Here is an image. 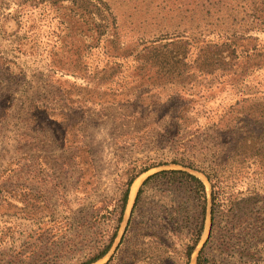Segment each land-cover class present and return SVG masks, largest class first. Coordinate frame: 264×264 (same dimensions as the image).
I'll list each match as a JSON object with an SVG mask.
<instances>
[{
  "label": "rangeland",
  "instance_id": "374dc122",
  "mask_svg": "<svg viewBox=\"0 0 264 264\" xmlns=\"http://www.w3.org/2000/svg\"><path fill=\"white\" fill-rule=\"evenodd\" d=\"M104 1L110 8L100 13L99 0H0V264H82L116 230L92 264H187L200 211L189 183L158 176L142 186L133 213L132 199L149 174L210 171L218 156L226 160L217 169L222 201L248 190L257 200L236 216L219 204L205 254L264 264V140H232L249 133L251 119L264 126L262 0H222L229 6L220 11V0ZM77 5L91 11L75 14ZM232 26L256 38L242 40L225 67L216 62H230L224 46L210 43ZM159 66L173 77L150 78ZM148 165L118 223L130 175ZM186 170L209 195L204 173ZM171 215L183 232L165 220ZM209 230L208 220L200 248Z\"/></svg>",
  "mask_w": 264,
  "mask_h": 264
},
{
  "label": "trees",
  "instance_id": "16d2710c",
  "mask_svg": "<svg viewBox=\"0 0 264 264\" xmlns=\"http://www.w3.org/2000/svg\"><path fill=\"white\" fill-rule=\"evenodd\" d=\"M75 2V0H72ZM86 1V0H84ZM228 3H226L225 1L222 2V0L220 1H216L214 3V5H217L216 10L220 11L222 8H224V6H229L227 5ZM260 4L263 5L262 9H260V14L258 15V19L260 18L261 21L259 22L261 25L264 26V0L260 1ZM95 6L98 8V10L100 11V13H104L105 10H108L109 5L104 1V0H99V2H97L95 4ZM82 10V11H87L90 12L91 10H89V7L87 5H77L75 10ZM258 12V8L254 9V11ZM96 15H99V13L97 11L94 12ZM76 14V11H75ZM231 15V13L229 14V16ZM237 13H235L233 15V21L236 20V16ZM79 17L82 18L83 21H86L85 19V14H81L79 15ZM101 18V16H100ZM99 19V21L102 19ZM235 23V22H234ZM69 26V23H67ZM237 24H235L236 26ZM235 26H232L230 28H220V31L222 32V35L227 36L225 38V40H223L222 43H210L213 45H220V46H224L225 49H222L223 51L226 52V56H224L223 58H229L230 62H225L224 59H222L221 56H219L217 58V63L218 64H223L225 63V67H228L233 64V60L235 58H238V48L242 47V51L244 44L242 43V40H250V39H255L256 37L253 36H239L237 35V29ZM264 28V27H263ZM71 29V28H69ZM100 36V34H99ZM113 42V41H111ZM160 41H153V44L159 43ZM209 42H213V41H209ZM172 43L170 41L166 42V44ZM161 43H159L157 46H160ZM252 49H254V47H252ZM258 56H263V53H258ZM117 56V55H116ZM201 56H198L195 59L196 63V67L200 70L203 71V67L201 66V62L199 61V58ZM263 60H264V56H263ZM261 61V58H260ZM121 66V64H117V67ZM160 68V69H159ZM216 68V67H214ZM163 67L159 66L154 72L155 74H150L149 77L152 78H160L163 77V74H167V76L169 77H173V74L171 72H174V70H171V68H169L168 70H164ZM214 70L213 68H210V71ZM163 72V74H162ZM182 71H178L177 75H182ZM141 78L140 80H143L144 75H140ZM118 91V89H117ZM119 92H122V89H120ZM127 101H130V99H125ZM120 101V100H117ZM252 124V128L251 130H247V132L249 133H239L237 138L232 137V140L235 141L234 145H240L243 144L245 141L251 139V138H260L264 140V126L263 127H259L257 128L255 126V124L257 123V120H249ZM264 123V120L261 122ZM225 149H219L218 150V154H222L224 153ZM217 154V155H218ZM226 162L225 158L222 159L220 158V156H218V158L214 161L213 165L210 167V171H203L201 169H196V170H200L202 173H204V175L206 176V178L208 179V181L211 184V200H212V204H211V225H210V230H209V234L208 237L206 239V241L204 242L203 246L199 249L197 256H196V260H195V264H221L218 261H216L214 258L208 257L205 254V247L209 242V239L211 238L212 234H213V229L215 226V215L217 213V207L220 205H226L230 207V211L232 212V216H236L237 213L243 208L244 204L246 203H250L252 201H256L257 199V194L255 193V191L253 190H248L246 192L243 191H239L234 198L232 199L231 197L228 199V202L226 203L225 201H222V196H220L219 190L217 187V177H218V168L224 166V163ZM264 164V162L262 163ZM155 165H148V166H144L141 169H139L138 171L132 173L127 181V187L126 190L123 193V196L121 198V209L119 211V217H118V223L122 221L123 219V215L125 212V208L127 205V201H128V197H129V192H130V187L133 183V181L135 180V178L140 174L143 173L151 168H153ZM185 166V165H184ZM188 167L193 168V165H189ZM161 176L163 178H165L169 184H174L176 182H180V183H184V182H188L189 183V187L190 190L194 196L195 199H197L199 201L198 206L200 208L199 214L195 217V225L193 228V233H194V237L191 241V243L186 245V249H185V255L187 257V264L189 263V261L191 260V256L193 254V252L195 251L196 247L198 246V244L200 243L201 237H202V233L204 230V225H205V217H206V209H207V190H206V184L205 182L196 174L185 170V169H161L159 171L153 172L151 174H149L142 182V185L139 187L138 192L136 194V198H135V202L133 205V209H132V213L133 210L137 204V201L139 200V197L143 191V185L147 184L152 178ZM188 219V218H187ZM165 220L172 225V229L174 230H178L180 232H183L184 228H187V226L181 221L177 220L175 216L171 215L170 217H165ZM185 221V220H184ZM130 223V219L128 221V224ZM184 224V226H183ZM118 227V226H117ZM191 228V227H190ZM192 230V229H191ZM117 231V230H116ZM116 231L113 233L109 243L107 245H105V247L96 255L92 256L91 258H89L88 260L84 261L82 264H91L101 258H103L109 251V249L111 248L115 237H116ZM250 249L249 248H245V251H243V254H247V255H251V253L249 252ZM242 254V256H244ZM247 262V261H246ZM226 264H230V263H226ZM245 264H256L255 261H248Z\"/></svg>",
  "mask_w": 264,
  "mask_h": 264
},
{
  "label": "water",
  "instance_id": "95a60500",
  "mask_svg": "<svg viewBox=\"0 0 264 264\" xmlns=\"http://www.w3.org/2000/svg\"><path fill=\"white\" fill-rule=\"evenodd\" d=\"M190 167H183V169H189ZM152 169V168H151ZM151 169H149V170H147V171H145V172H143V173H146V172H148V171H150ZM190 170H192V171H196V170H194V169H191L190 168ZM191 172V171H190ZM143 173H140L136 178H135V180L136 179H138L139 180V177L143 174ZM195 174V173H194ZM197 175V174H196ZM199 176V175H198ZM205 176V175H204ZM206 177V176H205ZM201 178V177H200ZM202 179V178H201ZM207 179V178H206ZM134 180V181H135ZM203 180V179H202ZM208 180V179H207ZM133 181V182H134ZM204 181V180H203ZM143 182V181H142ZM205 182V181H204ZM210 183V182H209ZM133 184V183H132ZM141 184V183H140ZM132 186V185H131ZM210 186H211V184H210ZM139 187H140V185H139V183H138V187H137V190H136V192H135V194H134V197H133V203L135 202V198H136V194H137V192H138V189H139ZM130 193H131V187H130V192H129V197H128V201H127V205L130 203V202H132L131 200H130ZM211 204H212V200H211V192H210V194L208 195V193H207V209H206V217H205V225H204V229H205V227H206V222L209 220V228H210V225H211ZM127 205H126V208H125V211H126V209H127ZM124 215H125V212H124ZM124 215H123V219H124ZM123 219H122V221H123ZM114 243V242H113ZM113 245V244H112ZM111 248H112V246H111ZM111 248L109 249V251L111 250ZM199 249H200V247H199V245L196 247V249H195V251L193 252V254H192V256H191V260H190V263L192 262V260H193V256H194V254H195V260H196V256H197V253H198V251H199ZM109 251H108V253H109ZM107 253V254H108ZM98 261V260H97ZM96 262V261H95ZM94 263V262H93ZM92 264V263H91Z\"/></svg>",
  "mask_w": 264,
  "mask_h": 264
},
{
  "label": "bare ground",
  "instance_id": "6f19581e",
  "mask_svg": "<svg viewBox=\"0 0 264 264\" xmlns=\"http://www.w3.org/2000/svg\"><path fill=\"white\" fill-rule=\"evenodd\" d=\"M133 189H135V184H134L133 187H132V190H133Z\"/></svg>",
  "mask_w": 264,
  "mask_h": 264
}]
</instances>
